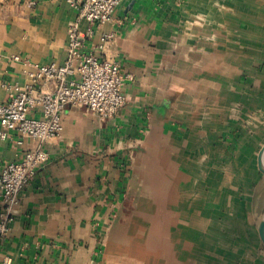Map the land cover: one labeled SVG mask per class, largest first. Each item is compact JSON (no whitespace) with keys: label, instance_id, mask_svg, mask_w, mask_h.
Instances as JSON below:
<instances>
[{"label":"crops","instance_id":"obj_1","mask_svg":"<svg viewBox=\"0 0 264 264\" xmlns=\"http://www.w3.org/2000/svg\"><path fill=\"white\" fill-rule=\"evenodd\" d=\"M77 15L68 0H0V104L4 85L64 64ZM86 52L132 77L127 103L104 122L65 107L0 264H264V0H124ZM17 140H0V173L38 146Z\"/></svg>","mask_w":264,"mask_h":264},{"label":"built area","instance_id":"obj_2","mask_svg":"<svg viewBox=\"0 0 264 264\" xmlns=\"http://www.w3.org/2000/svg\"><path fill=\"white\" fill-rule=\"evenodd\" d=\"M123 1L68 0L78 15L69 25L64 64L35 67L29 74L31 85L24 88L4 85L12 98L0 104V140L12 139V134H17L19 145L29 138L37 141L38 146L27 151L21 160L7 164L0 173V195L5 207L0 215V239L9 232L11 211L18 204V196L36 172L50 161L44 146L61 136V115L65 107H86L104 122L118 115L126 105L124 86L132 77L123 74L118 63L86 52L88 41L95 36V27L112 22ZM83 23L87 24L85 30ZM112 39L114 34L102 32L98 48L105 51ZM47 82L54 85V92H39L38 87ZM36 111H40V117L35 116Z\"/></svg>","mask_w":264,"mask_h":264},{"label":"water","instance_id":"obj_3","mask_svg":"<svg viewBox=\"0 0 264 264\" xmlns=\"http://www.w3.org/2000/svg\"><path fill=\"white\" fill-rule=\"evenodd\" d=\"M258 168L264 175V145L258 155ZM256 225L259 233L260 240L264 247V209L256 214Z\"/></svg>","mask_w":264,"mask_h":264},{"label":"rangeland","instance_id":"obj_4","mask_svg":"<svg viewBox=\"0 0 264 264\" xmlns=\"http://www.w3.org/2000/svg\"><path fill=\"white\" fill-rule=\"evenodd\" d=\"M263 193H264V189H263V191H262ZM263 201H262V204H261V211L264 209V195H263ZM256 200H257V197L254 199V202H253V207H254V205H255V202H256ZM251 207V206H250Z\"/></svg>","mask_w":264,"mask_h":264}]
</instances>
